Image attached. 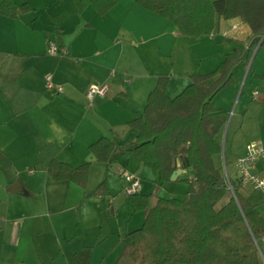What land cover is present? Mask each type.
<instances>
[{"label":"crops","instance_id":"obj_1","mask_svg":"<svg viewBox=\"0 0 264 264\" xmlns=\"http://www.w3.org/2000/svg\"><path fill=\"white\" fill-rule=\"evenodd\" d=\"M26 1L31 10L15 18L0 15V30L12 32L11 38L0 39V56H6V61L10 58L8 64H0V71L5 78L11 72L17 74L9 91L4 84L0 86V147L14 161L0 171V264H114L123 249L122 237L140 227L147 214V209H134L125 185L116 189L115 176L138 173L140 192L150 194V202H156L164 185L174 192L177 179L189 176L192 170L180 168L174 180L159 184L154 194L148 193L142 173L151 172L149 167L133 152H119L107 177L110 190L96 196L88 195L89 180L80 186L53 179L47 172L48 161L58 158L78 165L75 160L85 158L93 165L95 155L89 145L101 136L134 140L137 132L128 121L143 112L160 75H170L167 93L173 97L169 87L177 85L176 77H182L181 88L191 82L190 74L206 72L201 71L205 60L210 66L206 70L216 68L233 49L225 37L247 40L251 28L238 16L222 18L219 31L195 37L182 34L172 20L136 0H119L104 14L92 6L80 13L74 0ZM43 12L60 24L55 42L67 51L56 58L45 54L54 40L46 35ZM176 55H184L187 66L180 69ZM263 64L253 76L264 81L260 76ZM235 68L241 80L243 63ZM46 74L63 89L47 88ZM249 77L243 79L240 94H245ZM92 82H107L109 87L104 96L90 101L86 91ZM240 82L232 83V88L237 89ZM223 102L218 106L230 111ZM263 118L264 89L262 94L257 88L248 90L243 105L233 108L218 135L224 150L215 155L216 162L224 161L240 190L262 214L264 193L239 183L236 159L246 152L250 141L264 142ZM28 158L41 160L40 167L22 175L19 162ZM252 170L264 174V159ZM151 173L156 180L157 175ZM259 248L264 257V247L259 244Z\"/></svg>","mask_w":264,"mask_h":264},{"label":"trees","instance_id":"obj_2","mask_svg":"<svg viewBox=\"0 0 264 264\" xmlns=\"http://www.w3.org/2000/svg\"><path fill=\"white\" fill-rule=\"evenodd\" d=\"M74 1L80 13L92 6L104 14L119 0ZM136 1L172 20L187 36L217 32L222 18L237 16L250 26L251 36L247 40L225 37L232 51L216 68L190 74L191 82L173 97L167 93L170 75H160L143 112L128 121L137 132L134 140L123 142L103 135L89 145L108 168L117 153L133 152L153 170L159 184L171 181L177 168L192 170L189 176L177 179L188 184L182 197L159 196L151 205L150 194L131 195L134 209H147V214L140 227L122 237L123 249L114 264H264L259 248L264 236V214L243 194L222 162L215 160V155L224 150L218 135L225 128L230 111L213 101L217 93L239 79L234 67L248 63L260 42L264 33V0ZM31 9L28 1L0 0V15L15 18ZM13 163V158L0 147V171ZM91 165L89 160L74 165L51 158L46 168L55 180L86 186ZM109 190L106 178L88 195H104Z\"/></svg>","mask_w":264,"mask_h":264},{"label":"rangeland","instance_id":"obj_3","mask_svg":"<svg viewBox=\"0 0 264 264\" xmlns=\"http://www.w3.org/2000/svg\"><path fill=\"white\" fill-rule=\"evenodd\" d=\"M18 1L19 2H21V1L23 2V1H26V0H18ZM41 19L45 20L44 25L47 28L46 35L48 37H50V39H52L54 41H57V37L59 35L58 32L60 30L59 29L60 24L57 21H55L48 13H44L43 12V15H42ZM39 23L42 24L41 21H39ZM36 25H38V24H36ZM11 37H12V32L9 31L8 29H6V32L0 30V39L7 40L8 38H11ZM42 37L44 39H46V36L43 35ZM35 38H36L37 41H39L38 35H36ZM59 47H62V46L59 45ZM45 50H46L45 54L51 56L52 58H56V57L60 56L61 54H63V52H59V53H56V54L51 53L50 49H49V44H48V46H46ZM178 51L180 53V51H181L180 47H178ZM178 56L179 55H176V58L178 59L177 62H178V64H180V69H182V67L187 66V61L188 60L185 59L184 55H183V57H178ZM9 60H10V58H9ZM9 60L6 61V56H0V64L2 62L8 64ZM263 62H264V44L260 46L259 43H258L254 47V49H253V51L251 53V58L248 61V63H243V68L242 69L244 70V74H243L241 80L238 79L236 81L237 83L241 81L240 84H239V87L237 89H236V87L232 88V86H233V85H231L232 83L230 84V87L226 86L219 93L216 94L215 98L213 99L214 103L218 105L221 101L224 100L223 103H226V105L230 106V113H232L233 108H235L236 106H242L243 105V103L245 101V97L248 94V90L251 91V90H253V88H257L258 90H260V92L262 94L263 93V89H264V81L262 79H257L255 76H253V74H254L255 71H259V69H261L260 67H261ZM263 66H264V64H263ZM209 67L210 66L207 63V60H205L203 65L201 66V69H202L201 71H208L206 69H209ZM235 71H236V68L234 69V72ZM263 71H264V67H263L261 72H263ZM247 74H249L250 77H249V80H248V82H247V84L245 86V94H243V93L240 94V87H241L242 81L245 78V76H247ZM260 74L262 75V73H260ZM16 77H17L16 71L9 73L6 78H5L4 72L0 71V81H1L0 82V86L2 87L3 86L2 84H4V87H3L4 89H6V90L10 89L11 88V84L16 83ZM181 78L182 77H179V76L176 77L174 82L177 85L175 87H171L172 86V83H171V86L169 87V93L172 96L176 95L178 92H180L183 89L184 86L179 88L180 87L179 84H181V82H182ZM173 86H174V83H173ZM233 94H235V96H233ZM254 100L257 103H262L260 99H254ZM245 137H246V135L243 134L242 138H245ZM87 160L91 161V159H87ZM93 160H94V163L92 165V170H91L90 178H89V184H88V187H87L88 191H91V193L96 189L97 185L101 181H103L104 179H106L108 177V173L110 171V168L107 167L105 162L99 161L95 156L93 157ZM39 161H41V160H37V159L34 160V159H29V158L28 159H23L22 161H20L19 163H20V167H21V170H22V175H24V174L26 175L27 172L31 168H33V169L35 167L39 168L40 167ZM83 161H85V158H81V160L79 158L78 160H75V163L79 164V163H81ZM223 162L224 161L222 160L221 164L224 167V163ZM149 170L151 172H153V170L150 167H149ZM151 172L142 173V175H143V184H146V186H147V187L144 188V191H147L148 193H153L154 194V191L159 186V183L157 182V179L156 180L153 179L154 175H152ZM114 176H115V173H114ZM231 177L233 178L232 174H231ZM115 178L116 179H115L114 183H115L116 189H117V187H120V186L123 187V185L126 184L125 177H121L120 175L117 174L115 176ZM187 187H188V184L186 182H184L183 180L178 181L176 187L175 188L173 187L175 189L174 192L172 190H169V189H171L169 187V185H168V187H167V185H164L162 187V189L160 190V192H159V194H160L159 196H166V197L178 196V197H182V196H184L185 191L187 190ZM109 194H110V192H109ZM151 202H152V204H154L155 200H152ZM261 246L264 247V244H261Z\"/></svg>","mask_w":264,"mask_h":264},{"label":"built area","instance_id":"obj_4","mask_svg":"<svg viewBox=\"0 0 264 264\" xmlns=\"http://www.w3.org/2000/svg\"><path fill=\"white\" fill-rule=\"evenodd\" d=\"M262 43H264V33L261 36L259 45H261ZM49 49L53 54L59 52L65 53L67 51L63 46L59 47V45L55 41H50ZM45 83L46 87L49 89H56L57 91H61L63 89L62 85L55 83L51 74L46 75ZM108 87L109 86L107 82H92L87 88L86 95L90 101H93L97 96H104L108 91ZM253 93L256 96L258 94V91L254 90ZM261 159H264V142L261 140L250 141L246 146V152L243 155L237 157L236 166L238 177L242 184H249L253 188L259 189L264 193V174L252 170V166ZM226 175L230 187L233 189L230 181V176L227 171ZM124 177L126 179L124 190L127 194L132 195L141 191L142 178L138 173L130 171L124 172ZM260 243L264 244V236L262 237Z\"/></svg>","mask_w":264,"mask_h":264},{"label":"water","instance_id":"obj_5","mask_svg":"<svg viewBox=\"0 0 264 264\" xmlns=\"http://www.w3.org/2000/svg\"><path fill=\"white\" fill-rule=\"evenodd\" d=\"M180 170H181L180 168H177V169L172 173V175H171V179H172V180H174V179L178 176Z\"/></svg>","mask_w":264,"mask_h":264}]
</instances>
